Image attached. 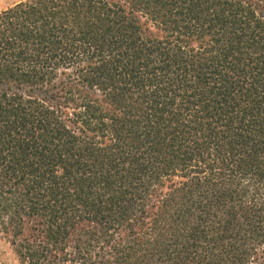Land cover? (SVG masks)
Listing matches in <instances>:
<instances>
[{
	"label": "trees",
	"instance_id": "trees-1",
	"mask_svg": "<svg viewBox=\"0 0 264 264\" xmlns=\"http://www.w3.org/2000/svg\"><path fill=\"white\" fill-rule=\"evenodd\" d=\"M0 229L20 264H264V0L1 10Z\"/></svg>",
	"mask_w": 264,
	"mask_h": 264
},
{
	"label": "rangeland",
	"instance_id": "rangeland-1",
	"mask_svg": "<svg viewBox=\"0 0 264 264\" xmlns=\"http://www.w3.org/2000/svg\"><path fill=\"white\" fill-rule=\"evenodd\" d=\"M22 0H0V11ZM0 264H20L8 240L0 229Z\"/></svg>",
	"mask_w": 264,
	"mask_h": 264
}]
</instances>
